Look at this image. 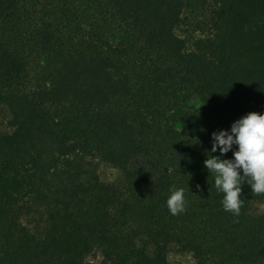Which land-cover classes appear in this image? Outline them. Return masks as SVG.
<instances>
[{
    "label": "trees",
    "instance_id": "1",
    "mask_svg": "<svg viewBox=\"0 0 264 264\" xmlns=\"http://www.w3.org/2000/svg\"><path fill=\"white\" fill-rule=\"evenodd\" d=\"M0 109V264H264V194L234 216L204 166L264 115V0H0Z\"/></svg>",
    "mask_w": 264,
    "mask_h": 264
},
{
    "label": "clouds",
    "instance_id": "2",
    "mask_svg": "<svg viewBox=\"0 0 264 264\" xmlns=\"http://www.w3.org/2000/svg\"><path fill=\"white\" fill-rule=\"evenodd\" d=\"M211 139V153H206L204 166L214 174L215 189L224 194L221 201L224 210L239 216L245 202L240 199L245 182L253 194H264V115L250 112L235 121L230 130L213 132ZM233 146L238 147L233 158L222 159ZM217 151L220 155H212ZM167 207L173 216L186 210L183 188L171 190Z\"/></svg>",
    "mask_w": 264,
    "mask_h": 264
},
{
    "label": "rangeland",
    "instance_id": "3",
    "mask_svg": "<svg viewBox=\"0 0 264 264\" xmlns=\"http://www.w3.org/2000/svg\"><path fill=\"white\" fill-rule=\"evenodd\" d=\"M176 34L188 41L192 39L203 37L201 24L200 27H197V23L195 19H191L190 21H185L176 29ZM7 121L8 115L4 111V109H0V131L7 130ZM100 175L101 178L108 181H113L118 178L119 173L115 169L110 167L101 166L100 167ZM92 264H100L101 256L100 253H94L87 259ZM170 264H194L195 260L190 254H173L168 258Z\"/></svg>",
    "mask_w": 264,
    "mask_h": 264
}]
</instances>
